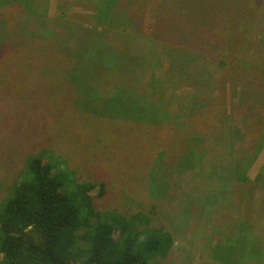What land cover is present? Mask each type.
I'll list each match as a JSON object with an SVG mask.
<instances>
[{
	"label": "rangeland",
	"instance_id": "1",
	"mask_svg": "<svg viewBox=\"0 0 264 264\" xmlns=\"http://www.w3.org/2000/svg\"><path fill=\"white\" fill-rule=\"evenodd\" d=\"M10 1L0 0V27L4 13L19 11L18 7L8 6ZM38 3L42 8L36 9L46 12L47 19L60 13L65 15L64 21L80 23L84 28L91 22L86 14L94 12L93 0ZM19 7L21 15L25 7ZM113 10L112 19L107 22L113 20L110 30L115 42H126L131 52L145 50L148 54V64L141 72L143 83L134 77L130 84H111V80L120 79L110 78L100 69L82 70L83 61L72 66L63 60L66 52H62L67 48L60 36L62 20L56 23L33 15L28 17L23 31L28 37L26 42L14 40L8 47L0 38V204L28 160L37 155L44 162L55 164V169L65 164L80 181L105 182V195L95 200L101 210L112 209L127 215L142 209L149 211L154 205L149 212L153 224L173 217L177 242L181 249L182 244L186 245V250L183 256L176 252L167 264H214L212 251L218 237L224 241L234 239L243 216L250 227L245 229L241 241L246 244L251 239L252 243V236H257L261 240L259 245H264L263 178L259 181L260 189L255 188L254 200L251 197L252 203L247 200L252 192L242 189L250 215H241L236 207L230 212L226 202L223 207L218 204L211 209L223 197L222 178H227L230 188L236 186L232 191L238 189L239 180L251 181L238 177L234 162L228 163L229 168L234 165L230 176L215 170L220 152L200 147L201 130L180 128L188 116L190 95L203 82L201 78L214 69L221 75L223 90L211 108L216 115L240 111L237 93L241 86H246L252 94L242 103L247 105L248 120L255 123L244 125L239 121L231 133L234 140H250L248 149L258 150L249 162L250 179L254 180L257 174L264 176V130H256L257 125L264 123V0H119ZM18 15L14 13L16 19ZM153 26L160 31L153 34ZM190 31L194 35L197 31L199 40L208 37L210 42H225L229 48L219 45L220 50L211 52L210 45L200 46L197 42L191 48L181 47L185 53L178 62L182 73L166 72V65H172L171 58L178 54L165 47L166 37L162 34L165 32L172 40L187 41L192 37ZM210 57L214 59L209 61ZM217 57L225 58L226 63L216 60ZM114 58L113 54L95 56L97 64L99 60L108 63ZM186 65L188 70L182 68ZM240 73L245 79L242 82L237 77ZM211 88L209 93L213 96L217 90ZM159 99L165 105L167 102L166 107L158 105ZM233 119L234 115L225 121ZM189 156L198 158L191 159L194 163L190 164ZM190 165L200 169L201 174L212 171L208 182L194 184L198 188L191 191L189 183L182 179ZM201 188L200 200L188 199ZM203 207L211 213L207 218L199 213ZM233 244L242 246L238 241ZM2 255L0 251V264H5ZM248 255L251 254L237 255L232 264L242 262ZM253 262L248 259L242 264Z\"/></svg>",
	"mask_w": 264,
	"mask_h": 264
},
{
	"label": "trees",
	"instance_id": "2",
	"mask_svg": "<svg viewBox=\"0 0 264 264\" xmlns=\"http://www.w3.org/2000/svg\"><path fill=\"white\" fill-rule=\"evenodd\" d=\"M39 1H10L8 6L18 7L21 11L19 7L21 5L25 7V11L18 15L19 11L13 9V11L8 14L4 13L2 16L3 24L0 27V38L4 39L5 45L9 47L14 43V40L26 42L28 37L23 31H25L28 17L37 15L49 21L54 20L56 23L62 20L59 23L60 36L67 48L66 51L62 52H66L63 60L72 66L75 62L83 61L82 70L100 69L110 74V78L117 77L120 79L111 80V84L112 82L123 83L124 81L130 84L134 82V77H139L140 82H144V76L141 72L148 64L147 52L145 50L131 52L126 42H115L116 37L112 35L113 30H110V27H113V20L107 22V20L112 19L110 15L114 12L113 7L117 5L119 0H93L91 9L94 12L91 15L86 14L91 22L85 28L80 27V23L70 21V24L64 21L65 15L60 13L55 18L47 19L46 12H40L36 9V7L42 8L38 3ZM14 13L18 15V19L14 17ZM86 28L89 30H85ZM157 30L160 31L153 26V34ZM195 32L194 35V32L190 31L192 37L187 41L172 40V37L165 32L162 34L166 37L163 39L165 47L178 54L171 58L172 65H166V72L177 70L176 73H182L183 70L180 69L181 66L178 62L181 55L185 53L180 49L181 47L189 48L197 42L200 46L203 44L210 45L208 50L211 52L217 51L220 48L219 45L229 48L227 43L210 42L208 37H202V40H199L201 37L197 36V31ZM105 54H113L115 58L109 60L108 63L99 60L97 64L95 56H104ZM213 59L210 57L209 61ZM215 59L220 60L223 64L226 63L225 58L217 57ZM113 65L115 66L111 70ZM182 68L188 70V65ZM70 70L73 71V68L71 67ZM237 77L240 79L239 82L245 80L241 73ZM221 79L220 73L215 69L201 78L203 82L190 95L192 97L189 98L187 104L188 116L185 119V124L181 125L180 128L190 126V129L201 130L200 147L210 149L209 152H220L221 158L216 159L215 170L224 171L223 174L230 176L233 173L234 165L232 169V167H228V163L234 162L238 177L244 181H251L244 183L239 180L238 189L232 191L236 189V186L230 188L228 185L230 182L227 178H222L220 186L224 190L223 197L213 203L211 209H215L218 204L223 207V204L229 203L230 212L236 207L241 215H247L251 212L248 204L253 202L255 188L256 190L260 189L259 181L262 178L264 181V176L257 174L254 180L250 179L248 169L251 163L249 162H252L258 150L253 151L252 147L247 148L250 146L248 139L246 141L234 140L231 131L232 127L239 121H242L244 125L255 123L248 120L247 105L242 103V100L250 99L252 93L246 86L240 85L237 93L240 111L218 116L211 108L216 105V98H219L218 96L223 93ZM74 83L78 86L75 81ZM211 86L210 90H217L213 96L209 93ZM159 100L161 102L158 105L166 107L167 102L165 105L164 101ZM154 105V107L158 106L157 104ZM233 115L235 120L233 119L232 122L225 121V118H231ZM199 125L201 129H199ZM236 128L238 126L235 127V133H237ZM190 129L188 127V130ZM256 130L262 132L264 123L257 125ZM190 136H192L191 132L188 134V140ZM216 144H219L218 147H215ZM251 155L252 157H250ZM197 158L198 156H189L190 164L194 163L193 160L190 161L191 159L196 160ZM55 166L53 163L44 162L37 155L32 156L24 171L15 179L7 198L1 202L0 251L3 254L5 264H167V260L175 256L176 252L183 256L186 245L182 244L181 249V244L179 245V241L177 242V225L172 220L173 217L165 219L160 224H153V216L149 212L154 205L148 208L149 211L142 209L127 215L112 209L101 210L95 200L105 195L107 190L105 182H97L93 179L80 181L81 178L76 177L73 171L67 169L65 164L57 169ZM220 166L227 169L223 170ZM211 172L209 170L201 174L200 169L197 170L193 168V165H190L189 171L182 179L189 183L188 190L191 191L198 188L196 187L199 185L198 183L208 182ZM194 184H196L195 187ZM242 189L245 190V193L247 191L248 193L252 192L248 194L247 200L250 199L248 204ZM233 192L242 194L235 195ZM202 195L203 189L201 188L199 193L188 199L194 200L196 197L197 200H200ZM199 213H202L206 218L211 214L209 211H205L204 207L200 209ZM200 214L199 216H201ZM246 220L245 216L239 219L238 235L234 239L226 238L227 240L224 241L225 239L222 240L221 237H218L219 240L212 251L214 264H232L236 261L237 255L246 256L247 253L251 255L245 257L238 264H242L248 259H253L254 264H264V245H259L261 240L259 241L257 236H252V243L251 239L246 244L241 241L244 240L242 237H244L245 229L250 227ZM179 229L183 231V229ZM236 241L240 242L242 246H235L233 243ZM245 251L246 254L244 255Z\"/></svg>",
	"mask_w": 264,
	"mask_h": 264
}]
</instances>
